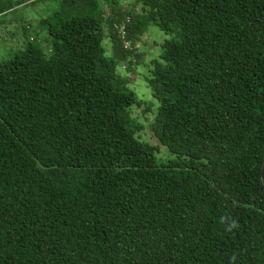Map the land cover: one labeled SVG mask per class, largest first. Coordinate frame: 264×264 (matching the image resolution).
I'll return each instance as SVG.
<instances>
[{
	"label": "trees",
	"instance_id": "1",
	"mask_svg": "<svg viewBox=\"0 0 264 264\" xmlns=\"http://www.w3.org/2000/svg\"><path fill=\"white\" fill-rule=\"evenodd\" d=\"M47 4L46 47L0 62V264H264V0Z\"/></svg>",
	"mask_w": 264,
	"mask_h": 264
},
{
	"label": "rangeland",
	"instance_id": "2",
	"mask_svg": "<svg viewBox=\"0 0 264 264\" xmlns=\"http://www.w3.org/2000/svg\"><path fill=\"white\" fill-rule=\"evenodd\" d=\"M117 1L124 8L129 7L132 2V0ZM52 9L53 6H49L47 0H36L30 5L17 6L11 13L0 16V62L22 50L28 37H32L36 45H41L43 48L46 47L43 41L44 34L36 27V23L39 18L49 15ZM25 24H29L28 29L24 27ZM164 38L165 36L156 27L150 26L141 39L143 44L138 45V49L144 51L145 56L143 58V63L139 64L133 71L125 75L124 72L119 71L120 74L124 75L123 77L127 79V87L133 91L138 100L142 101L139 106L131 109V115L136 118L143 127L152 120L153 113L155 112L154 107L156 106L154 101L149 97L148 89L144 83V77L147 75V62L160 52L159 43ZM102 47L105 50V55H108V39L102 41ZM119 66L120 65H117V71L119 70ZM146 107H148V111L143 113ZM139 137L142 141L150 144L155 143V139L145 130L139 132ZM157 157L161 159L168 157L163 147H161Z\"/></svg>",
	"mask_w": 264,
	"mask_h": 264
},
{
	"label": "built area",
	"instance_id": "3",
	"mask_svg": "<svg viewBox=\"0 0 264 264\" xmlns=\"http://www.w3.org/2000/svg\"><path fill=\"white\" fill-rule=\"evenodd\" d=\"M127 21H128V18H126L124 20V22H122V23H120L118 25H114V28L117 29V33L119 34V36L121 37V39H123V36L125 34V32H124V25L127 23ZM122 44H123V47L125 49H130V45H129V43L127 41L122 40Z\"/></svg>",
	"mask_w": 264,
	"mask_h": 264
},
{
	"label": "water",
	"instance_id": "4",
	"mask_svg": "<svg viewBox=\"0 0 264 264\" xmlns=\"http://www.w3.org/2000/svg\"><path fill=\"white\" fill-rule=\"evenodd\" d=\"M260 178H261V183L264 186V161H263V163L261 165Z\"/></svg>",
	"mask_w": 264,
	"mask_h": 264
},
{
	"label": "crops",
	"instance_id": "5",
	"mask_svg": "<svg viewBox=\"0 0 264 264\" xmlns=\"http://www.w3.org/2000/svg\"><path fill=\"white\" fill-rule=\"evenodd\" d=\"M32 0H25L24 2H23V4H21V5H30V4H32V3H30ZM36 1V0H35ZM38 1V0H37Z\"/></svg>",
	"mask_w": 264,
	"mask_h": 264
}]
</instances>
